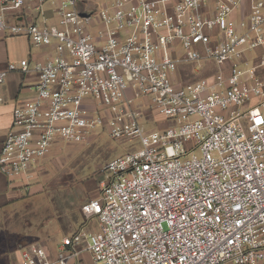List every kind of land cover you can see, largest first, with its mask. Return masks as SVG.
Instances as JSON below:
<instances>
[{"label": "built area", "instance_id": "obj_1", "mask_svg": "<svg viewBox=\"0 0 264 264\" xmlns=\"http://www.w3.org/2000/svg\"><path fill=\"white\" fill-rule=\"evenodd\" d=\"M39 1L54 6L56 25L24 23V0H0V31L53 45L44 61L0 71V105L8 72L38 77L12 110L0 173L27 190L53 146L99 130L141 147L106 162L98 196L81 205L97 230L63 237L54 259L35 241L19 264H69L82 242L101 264H264V72L242 62L264 43V0L239 20L243 0L213 11L210 0ZM204 61L219 70L173 79ZM143 113L171 124L148 130Z\"/></svg>", "mask_w": 264, "mask_h": 264}, {"label": "crops", "instance_id": "obj_2", "mask_svg": "<svg viewBox=\"0 0 264 264\" xmlns=\"http://www.w3.org/2000/svg\"><path fill=\"white\" fill-rule=\"evenodd\" d=\"M249 1L243 0L241 6L233 12L232 17L236 20L246 17L249 11ZM215 2L216 0L209 1L210 11L214 10ZM15 14H17L18 20L24 23H37L40 25L43 23L56 25L58 23V15L54 10V6H51L48 2L42 3L39 0H24V5ZM11 16L12 13L8 12L7 19L12 21L13 17ZM52 54L53 45L35 47L30 44L29 39L25 35H10L0 31V71L7 69L9 63L18 65L21 60L27 59L32 65L36 61L46 60ZM263 59L264 43L246 51L242 62L248 65H257L258 72L262 73L264 72ZM191 66L192 64L178 66V71L173 77L175 82L184 84L177 79L178 77H183V74L188 75V69H191ZM200 66L203 71L199 78L212 76L219 70V67L209 61H204ZM228 67V62L220 67L225 76L228 75ZM207 78L212 80L213 77ZM37 79V73L34 70L27 72L13 70L8 72L2 85L3 102L0 105V146L10 128L13 108L34 94V86ZM103 179V176L100 175V182ZM37 190L34 184L26 190L20 184L10 183L0 173V264H19L22 252L35 241L42 243L49 259H54L57 245L63 237L70 236L79 229L88 231L98 229L96 217L94 215H85L82 212L81 205L89 200L87 199L82 204L80 203L86 198V193H83L78 198V202L69 205H66L65 202L61 203L62 208L58 210V216L54 224L45 225V232L40 235L32 233L23 237L20 235L22 234L20 220L25 210L28 209L27 206H31V202H23V200H26L27 196ZM98 194L99 188L93 198L97 197ZM52 204V201L46 203V209L53 211ZM26 237L30 238L26 240ZM84 245V242L79 244L78 254L73 259H70L69 264H94L91 253L85 249Z\"/></svg>", "mask_w": 264, "mask_h": 264}, {"label": "rangeland", "instance_id": "obj_3", "mask_svg": "<svg viewBox=\"0 0 264 264\" xmlns=\"http://www.w3.org/2000/svg\"><path fill=\"white\" fill-rule=\"evenodd\" d=\"M202 71L198 63H193L191 69H188L189 74H183L177 80L184 84L189 83L199 78ZM143 116L141 123L148 130L165 128L171 124V121L157 113H143ZM140 147L141 144L136 138L113 139L105 130L93 132L82 141L53 146L36 164L31 185H36L38 190L23 200L31 202V206H27L28 209L21 217L20 235L24 237L45 232V225L54 224L62 202L66 205L78 202L83 193H86V198L80 201L81 204L93 198L96 190L100 188L101 169L106 162ZM51 201L53 211L45 207ZM29 238L26 237V240Z\"/></svg>", "mask_w": 264, "mask_h": 264}]
</instances>
